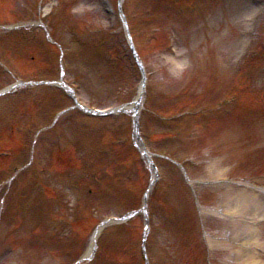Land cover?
Here are the masks:
<instances>
[{"label": "rangeland", "instance_id": "rangeland-1", "mask_svg": "<svg viewBox=\"0 0 264 264\" xmlns=\"http://www.w3.org/2000/svg\"><path fill=\"white\" fill-rule=\"evenodd\" d=\"M199 1L183 19L168 0L122 4L145 70L138 111L149 162L133 114L99 120L76 110L58 123L74 103L46 85L63 78L97 110L135 102L143 76L114 13L121 1L0 0V89L24 82L0 100V153L9 151L0 157V264H77L99 224L143 210L152 182L147 215L130 231V221L106 227L102 253L84 264H264V249L234 263L209 245L225 237L223 224L240 223L243 214L222 211L230 191L264 199V0ZM40 27L52 30L65 62Z\"/></svg>", "mask_w": 264, "mask_h": 264}, {"label": "bare ground", "instance_id": "bare-ground-1", "mask_svg": "<svg viewBox=\"0 0 264 264\" xmlns=\"http://www.w3.org/2000/svg\"><path fill=\"white\" fill-rule=\"evenodd\" d=\"M124 1L125 0H122V2ZM143 91L144 88L141 87L140 97L143 95ZM141 99L143 100V98ZM134 110H136L135 106ZM219 170L220 169H217L213 174H219ZM208 175H211L210 172L207 176ZM235 191L236 192L230 191L228 193L229 198L223 203L222 207L224 210L222 211L225 213L237 212L239 215L243 214L239 221L240 223H238L237 226L231 222L223 224L222 236L227 237L226 235L229 233L228 239L222 237L223 239L220 238V241L212 240L209 245L213 248L227 249L229 255H231L230 258L232 262L238 263L247 257L252 259V257H254L253 250L264 249V245L260 242L264 239V233L262 232L264 226L262 224L258 225L257 223L258 218V220H264V199L254 191ZM245 215L258 217L254 220H252V218L245 219ZM100 233L101 230L94 236L87 257L93 254ZM233 244L235 245L232 246ZM235 248H238L237 251H233Z\"/></svg>", "mask_w": 264, "mask_h": 264}]
</instances>
